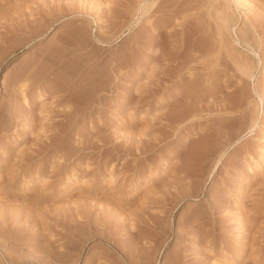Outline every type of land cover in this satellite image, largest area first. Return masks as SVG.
<instances>
[{
	"label": "rangeland",
	"instance_id": "rangeland-1",
	"mask_svg": "<svg viewBox=\"0 0 264 264\" xmlns=\"http://www.w3.org/2000/svg\"><path fill=\"white\" fill-rule=\"evenodd\" d=\"M0 264H264V0H0Z\"/></svg>",
	"mask_w": 264,
	"mask_h": 264
},
{
	"label": "bare ground",
	"instance_id": "bare-ground-1",
	"mask_svg": "<svg viewBox=\"0 0 264 264\" xmlns=\"http://www.w3.org/2000/svg\"><path fill=\"white\" fill-rule=\"evenodd\" d=\"M223 156H224V153L220 156V158H224Z\"/></svg>",
	"mask_w": 264,
	"mask_h": 264
}]
</instances>
